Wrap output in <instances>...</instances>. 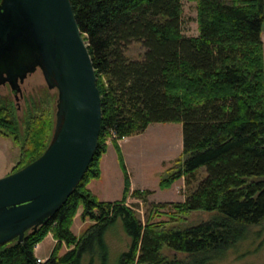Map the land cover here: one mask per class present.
Listing matches in <instances>:
<instances>
[{"label":"trees","instance_id":"trees-1","mask_svg":"<svg viewBox=\"0 0 264 264\" xmlns=\"http://www.w3.org/2000/svg\"><path fill=\"white\" fill-rule=\"evenodd\" d=\"M69 1L88 44L101 96L97 149L58 212L35 232L28 230L22 243L15 239L0 246V264L224 260L246 239L250 227L264 223V0H187L196 4L198 35L192 38L181 35V0ZM132 44L143 49L138 59L126 55ZM45 95L38 101L28 99L31 111L23 131L13 105L0 99V137L19 149L11 173L38 159L51 141L55 112ZM157 123L182 126V152L159 187L168 189L182 179L183 202L153 204L147 200L152 191L131 190L117 141ZM107 142L123 173L122 197L115 202L99 201L87 187L100 178ZM128 198L145 206L144 223L126 206ZM168 206L171 209L164 211ZM80 209L79 219L90 224L75 236L71 227ZM192 212L211 217L181 226ZM160 216L168 221H150ZM119 220L130 243L113 257L106 236ZM47 235L55 246L38 263L35 247ZM63 247L66 251L60 255Z\"/></svg>","mask_w":264,"mask_h":264},{"label":"water","instance_id":"water-1","mask_svg":"<svg viewBox=\"0 0 264 264\" xmlns=\"http://www.w3.org/2000/svg\"><path fill=\"white\" fill-rule=\"evenodd\" d=\"M88 44L69 0L0 1V86L14 99L39 70L57 92L55 125L43 154L0 178V246L53 217L82 180L97 149L101 96Z\"/></svg>","mask_w":264,"mask_h":264},{"label":"rangeland","instance_id":"rangeland-1","mask_svg":"<svg viewBox=\"0 0 264 264\" xmlns=\"http://www.w3.org/2000/svg\"><path fill=\"white\" fill-rule=\"evenodd\" d=\"M182 15L180 21L181 35L185 38H192L198 35L196 23V4L187 0H181ZM261 40L264 47V24L262 26ZM143 49L137 45L129 46L126 55L131 59H138L141 57ZM22 98L15 100L8 86L0 87V99L8 101L14 107V113L17 118V125L23 131V127L27 117V112L31 111V104L28 99L35 101L45 98V93L50 98L51 108L56 111L57 92L55 90H48L44 83L42 74L39 70L30 75L21 85ZM133 142V149L127 153L126 170L131 177V182L136 188L142 190L154 191L148 197V202L153 204H174L183 202V188H180V183L177 181L168 189H161L159 187L160 180L166 175L168 166L180 156L182 152V126L179 123H157L152 124L151 128L141 136H137ZM113 149H110L106 155L103 156L104 164L106 163L109 171L103 180V187L97 186L99 194L105 200H119L123 189V173L117 161V155ZM18 147L7 138L0 137V178L7 176L15 166L18 160ZM115 167V168H114ZM182 180V179H181ZM179 181V180H178ZM100 183V182H99ZM138 205V206H136ZM126 206L134 209L139 214L141 221L144 223L148 219L146 208L142 202L128 198ZM168 206L164 211L170 210ZM74 219L71 227L75 235H80L82 231L90 224L86 221L81 222L79 214ZM213 216V215H212ZM210 214H203L202 212H192L185 219L186 223L181 226H190L197 224L200 221L208 220ZM151 222L168 221L165 216L152 217ZM175 223L172 226H177ZM107 242L112 250L113 257L119 255L128 249L130 240L125 235L122 222L117 221L111 230L107 233ZM55 246V242L49 236L39 244L36 251V256L44 259L49 256ZM66 251L63 247L60 255ZM164 255L172 257L173 253L164 250ZM179 259H184L180 256ZM215 264H264V223L252 226L249 229L245 240L240 242L236 249L229 252L227 257Z\"/></svg>","mask_w":264,"mask_h":264},{"label":"crops","instance_id":"crops-1","mask_svg":"<svg viewBox=\"0 0 264 264\" xmlns=\"http://www.w3.org/2000/svg\"><path fill=\"white\" fill-rule=\"evenodd\" d=\"M261 33H262V30H261ZM263 43V42H262ZM264 48V47H263ZM151 125L150 124L147 129L140 135H137V136H141L143 134H145L147 132V130H149V128H151ZM137 136H132V137H129V138H124L122 140H119L117 141V144L121 150V153H122V156H123V159H124V164H125V167L126 166V160H125V157H127V153L129 151H132V147H133V142L136 140L135 138ZM110 149H113L114 148L112 147L111 143L110 142H107V150H106V153L104 155L107 154V152L110 150ZM103 155V156H104ZM116 155V154H115ZM103 156L101 157L100 159V178L98 180H93L91 181L89 184H88V189L90 190V192L99 200V201H103V202H115V201H118V200H114V201H110V200H105L104 198H102V194H99V190L97 188V186H100V189H102L103 187V180H105V176L107 175L109 169L106 165V163L104 164V159H103ZM117 157V156H116ZM115 168V167H114ZM100 182V183H99ZM178 183H180V188L179 189H182L183 188V180H179L177 181ZM130 183H131V190H142L141 188H136L132 182H131V177H130ZM122 192H123V189H122ZM154 193V191H152ZM121 196H122V193H121ZM120 200V199H119ZM81 210V209H80ZM78 215V214H77ZM74 223V222H73ZM72 231V230H71ZM73 233V232H72ZM74 234V233H73ZM75 235V234H74ZM51 238V240L54 242V240L52 239L51 235H47ZM46 236V237H47ZM75 236H79V235H75ZM39 247V244L35 247V256H36V251ZM48 257V256H47ZM45 257L44 259H41L42 261H45L46 258ZM36 258H39L38 256H36Z\"/></svg>","mask_w":264,"mask_h":264},{"label":"built area","instance_id":"built-area-1","mask_svg":"<svg viewBox=\"0 0 264 264\" xmlns=\"http://www.w3.org/2000/svg\"><path fill=\"white\" fill-rule=\"evenodd\" d=\"M124 139V138H123ZM122 140V139H121ZM119 141V140H118ZM37 262L38 263H42L43 261L41 260V259H39V258H37Z\"/></svg>","mask_w":264,"mask_h":264},{"label":"flooded vegetation","instance_id":"flooded-vegetation-1","mask_svg":"<svg viewBox=\"0 0 264 264\" xmlns=\"http://www.w3.org/2000/svg\"><path fill=\"white\" fill-rule=\"evenodd\" d=\"M7 86V85H6ZM1 87V86H0ZM12 93V92H11ZM12 95H13V93H12ZM13 97H14V95H13Z\"/></svg>","mask_w":264,"mask_h":264}]
</instances>
